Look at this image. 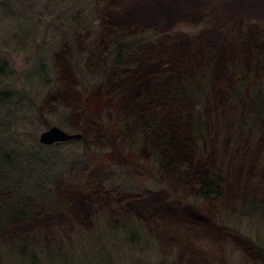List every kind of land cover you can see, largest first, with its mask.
Masks as SVG:
<instances>
[{"label": "rangeland", "instance_id": "obj_1", "mask_svg": "<svg viewBox=\"0 0 264 264\" xmlns=\"http://www.w3.org/2000/svg\"><path fill=\"white\" fill-rule=\"evenodd\" d=\"M106 13L112 26L144 28L139 36L151 38L139 68L127 70L140 78L122 91L109 85L106 64L97 58L88 70L75 53L115 47ZM233 60L256 65L244 85L231 77ZM260 62L264 0H0V147L9 151L2 155L38 144L52 126L83 134L47 146L64 171L48 198L29 188L24 172L0 174L1 202L30 201L23 222L0 219V264H264V117L252 118L245 102L263 84ZM155 66L166 68L162 81ZM198 71L208 92L189 114L202 126L187 133L194 168L185 179L166 173L143 140L145 106L133 96L143 84L161 102L174 77ZM183 106L171 102L179 119ZM206 172L224 181L216 203L193 190Z\"/></svg>", "mask_w": 264, "mask_h": 264}, {"label": "trees", "instance_id": "obj_2", "mask_svg": "<svg viewBox=\"0 0 264 264\" xmlns=\"http://www.w3.org/2000/svg\"><path fill=\"white\" fill-rule=\"evenodd\" d=\"M103 19L102 25L108 33L113 35V38H115L114 41L116 42V39H119L115 47H111V50L106 54L100 49L95 51L89 49L88 52L79 49L75 53L84 57L88 70L92 68L90 65L94 59L98 58L99 62L106 64L109 85H111L113 91H122L119 85L124 81L129 78H140V75L136 72L138 70L137 68L135 71L136 73H128L127 70L138 65L144 48L147 43L151 42V38L150 36L147 38L139 36L140 33L145 31L144 28H140L138 31H128L115 25L112 26L113 24L110 22V16L107 13L104 15ZM109 62L111 66L108 65ZM262 63L260 62V65L255 69H258L259 72H263V84L257 86V90L250 92V94L248 93L249 96L247 97V101H245L246 109L250 111L253 110L255 117L252 118L254 119L264 117V63ZM253 66L256 65H252V67ZM228 68L230 69L231 77L236 78L235 80L237 82L244 81L242 84L244 85L248 81L245 76L247 75V71H250L251 68L246 69L242 60H233L229 62ZM153 69L155 70L154 73L156 77L162 81L164 79L162 71L166 68L155 66ZM258 75L260 74L258 73ZM206 78L207 77L199 71L190 79L179 80L174 77L167 93L168 96L162 97L161 102L154 101L157 97V90L153 88H144L143 84L140 89L138 88L139 92L133 96V100H135L137 104L145 106L143 108L144 111H140L141 113H139L138 117V121L142 123L141 133L143 140L155 147L158 157L164 162L165 172L173 173L177 176L179 175L180 178L187 179V176H191L193 172L194 167L192 166L193 157L191 158V148L193 149L194 144H192L193 141L191 142V140L188 139L187 133L196 132L197 135V133H200L202 124H200L199 119L196 120L197 117H191L189 114L191 113L190 111H195V113H197L204 107L208 92L206 86L208 82ZM148 79L149 78H147V80ZM235 89L234 86L233 91L237 90ZM234 95L240 97L242 96V91H237ZM176 100L184 104L182 111L180 110L181 112H179L182 116L180 119L171 112L173 110L171 109V102L173 104ZM237 100L242 101V98ZM4 142L12 144V146L15 143V141L10 142L9 140ZM72 142L74 143L76 141H71L69 143ZM29 144L31 145L29 149H25L23 145L21 147H15L16 150L11 148V156H3L2 152L7 153L9 151L0 147V174H6L13 179L16 173L22 175L21 172H24L25 183L29 185V188L41 190L43 193H46L47 197L45 196V198H48V193L54 191V186L62 184L60 179H62L61 175H63L64 171L60 167L61 165L58 161L57 154H55L53 150L50 152L46 150V148L51 147L40 145L39 142L37 144L36 141H30ZM43 150L47 151V153H41ZM10 170L12 174L8 173ZM40 173L42 174L39 175ZM196 176L198 178L194 180L193 190L200 197L206 200H213L215 203L223 197L224 191L222 185L224 181L220 178L221 175L215 174L210 176L206 172ZM190 179H192V176ZM2 180L4 181L3 178ZM0 182H2L1 179ZM21 185H23V182ZM20 188L22 189V187ZM32 191L35 190H31V192ZM27 201L28 200L17 201L15 199V201L10 204L0 201V219L5 224L6 222L8 224L11 222L13 223V221L16 220L23 222L22 220L27 219L26 216H28V210H30V201H28L29 203ZM251 204L250 202H246L245 206L250 208Z\"/></svg>", "mask_w": 264, "mask_h": 264}, {"label": "water", "instance_id": "obj_3", "mask_svg": "<svg viewBox=\"0 0 264 264\" xmlns=\"http://www.w3.org/2000/svg\"><path fill=\"white\" fill-rule=\"evenodd\" d=\"M82 138L83 135L80 133H68L60 127L52 126L41 133L39 143L44 146H52L74 140H81Z\"/></svg>", "mask_w": 264, "mask_h": 264}, {"label": "bare ground", "instance_id": "obj_4", "mask_svg": "<svg viewBox=\"0 0 264 264\" xmlns=\"http://www.w3.org/2000/svg\"><path fill=\"white\" fill-rule=\"evenodd\" d=\"M186 8L188 9V7L186 6ZM189 10V9H188ZM190 11V10H189Z\"/></svg>", "mask_w": 264, "mask_h": 264}]
</instances>
